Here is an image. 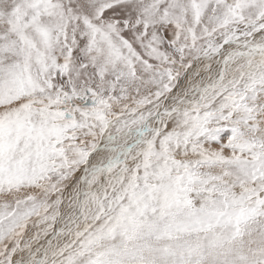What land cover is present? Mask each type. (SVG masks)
Wrapping results in <instances>:
<instances>
[{
	"label": "snow or ice",
	"instance_id": "snow-or-ice-1",
	"mask_svg": "<svg viewBox=\"0 0 264 264\" xmlns=\"http://www.w3.org/2000/svg\"><path fill=\"white\" fill-rule=\"evenodd\" d=\"M0 264H264V0H0Z\"/></svg>",
	"mask_w": 264,
	"mask_h": 264
}]
</instances>
